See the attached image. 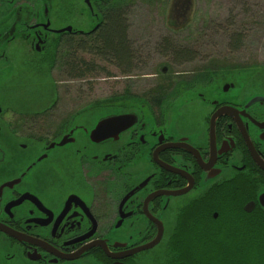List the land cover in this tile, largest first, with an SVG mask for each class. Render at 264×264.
I'll list each match as a JSON object with an SVG mask.
<instances>
[{"label":"flooded vegetation","instance_id":"flooded-vegetation-1","mask_svg":"<svg viewBox=\"0 0 264 264\" xmlns=\"http://www.w3.org/2000/svg\"><path fill=\"white\" fill-rule=\"evenodd\" d=\"M125 2L0 0V264H192L185 220L195 215L201 235L236 225L241 241L264 219V102L246 107L264 90L229 95L222 74L198 73L201 86L157 115L140 103L135 124L100 142L97 125L132 109L58 99L52 75L81 81L70 65L83 40L98 55V33ZM178 47L173 60L194 59ZM228 201L238 212H221Z\"/></svg>","mask_w":264,"mask_h":264},{"label":"rangeland","instance_id":"rangeland-1","mask_svg":"<svg viewBox=\"0 0 264 264\" xmlns=\"http://www.w3.org/2000/svg\"><path fill=\"white\" fill-rule=\"evenodd\" d=\"M124 6L133 64L122 72L93 53L89 39L83 40L86 51L77 57L91 64V71L72 83L56 71L54 82H63L55 85L60 101L82 100L80 107L114 101L136 111L145 101L157 115L156 106L181 99L199 81L198 73L209 74L204 81L222 74L217 83L236 87L229 95L243 86L264 90V0H126ZM173 46L194 53V59L173 60ZM247 232L242 228V234Z\"/></svg>","mask_w":264,"mask_h":264},{"label":"trees","instance_id":"trees-1","mask_svg":"<svg viewBox=\"0 0 264 264\" xmlns=\"http://www.w3.org/2000/svg\"><path fill=\"white\" fill-rule=\"evenodd\" d=\"M109 17L106 25L98 33L97 53L100 59L108 60L123 72L134 61L126 39V16L122 10H115ZM70 66L73 71L80 74H85L84 72L91 71L92 68L91 64L88 65L84 61H73ZM226 191L227 198L235 197V187ZM223 206L225 207L221 212H238L236 202L228 201L220 208ZM190 222L195 231L187 234L182 232L184 247L181 253L185 259L194 261L192 264H264V219L257 220V225L252 228L254 231L249 229L247 233H243L241 241L236 225H231L230 229L211 226L209 234L201 235L196 232L198 226L195 215L193 219L185 220L183 227L188 229Z\"/></svg>","mask_w":264,"mask_h":264},{"label":"water","instance_id":"water-1","mask_svg":"<svg viewBox=\"0 0 264 264\" xmlns=\"http://www.w3.org/2000/svg\"><path fill=\"white\" fill-rule=\"evenodd\" d=\"M234 87V84L232 82H225L223 85V90L228 91L229 89H232ZM257 101H263L264 98H256L252 99L247 103V106H250L251 104L257 102ZM130 113L123 114L119 116H113L110 118H106L102 120L97 127L91 132L90 138L93 142H100L108 137V131L109 129L114 128L115 133L122 132L135 124L138 120V114L134 110H129ZM225 114H229L231 116L238 115L237 110H233L231 108H225L224 111ZM64 144V141L61 142V145ZM262 169H264L263 165H260ZM260 204L264 207V195L260 198ZM253 204H248L245 206L244 210L248 213L252 211Z\"/></svg>","mask_w":264,"mask_h":264}]
</instances>
